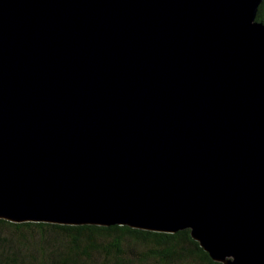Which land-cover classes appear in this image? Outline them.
Returning <instances> with one entry per match:
<instances>
[{
	"label": "water",
	"instance_id": "1",
	"mask_svg": "<svg viewBox=\"0 0 264 264\" xmlns=\"http://www.w3.org/2000/svg\"><path fill=\"white\" fill-rule=\"evenodd\" d=\"M262 1L0 0V218L264 264Z\"/></svg>",
	"mask_w": 264,
	"mask_h": 264
},
{
	"label": "trees",
	"instance_id": "2",
	"mask_svg": "<svg viewBox=\"0 0 264 264\" xmlns=\"http://www.w3.org/2000/svg\"><path fill=\"white\" fill-rule=\"evenodd\" d=\"M257 21L264 24V0ZM0 264H223L189 229L154 232L126 225H63L0 218Z\"/></svg>",
	"mask_w": 264,
	"mask_h": 264
}]
</instances>
